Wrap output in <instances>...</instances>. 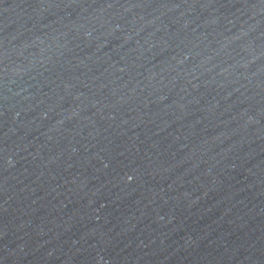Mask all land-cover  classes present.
<instances>
[{
	"label": "water",
	"instance_id": "obj_1",
	"mask_svg": "<svg viewBox=\"0 0 264 264\" xmlns=\"http://www.w3.org/2000/svg\"><path fill=\"white\" fill-rule=\"evenodd\" d=\"M0 264H264V0H0Z\"/></svg>",
	"mask_w": 264,
	"mask_h": 264
}]
</instances>
